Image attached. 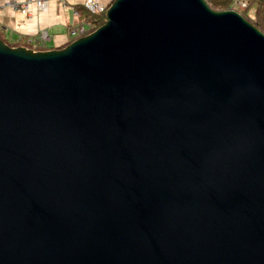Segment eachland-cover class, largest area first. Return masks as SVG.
Returning <instances> with one entry per match:
<instances>
[{
    "label": "water",
    "instance_id": "95a60500",
    "mask_svg": "<svg viewBox=\"0 0 264 264\" xmlns=\"http://www.w3.org/2000/svg\"><path fill=\"white\" fill-rule=\"evenodd\" d=\"M0 264H264V35L114 0L62 49L0 40Z\"/></svg>",
    "mask_w": 264,
    "mask_h": 264
},
{
    "label": "crops",
    "instance_id": "0c3cea01",
    "mask_svg": "<svg viewBox=\"0 0 264 264\" xmlns=\"http://www.w3.org/2000/svg\"><path fill=\"white\" fill-rule=\"evenodd\" d=\"M21 0H0V36L12 47L30 49L28 42L35 40L39 32L45 31L48 39L39 45L37 51L59 49L69 42L68 31L80 24L79 8L82 0H65L64 7L59 0H50L45 11L29 5L27 11H13L1 8L7 3ZM106 5L112 0H99Z\"/></svg>",
    "mask_w": 264,
    "mask_h": 264
},
{
    "label": "trees",
    "instance_id": "16d2710c",
    "mask_svg": "<svg viewBox=\"0 0 264 264\" xmlns=\"http://www.w3.org/2000/svg\"><path fill=\"white\" fill-rule=\"evenodd\" d=\"M113 1L107 3L105 11ZM205 2L210 9L216 12L235 11L264 35V0H205ZM239 3L245 4L239 5ZM78 12L80 23L89 22L93 25L91 32L104 24L105 12L101 15H90L82 6ZM0 40H2L1 37ZM69 43H66L59 49L64 48Z\"/></svg>",
    "mask_w": 264,
    "mask_h": 264
},
{
    "label": "built area",
    "instance_id": "2783aa9c",
    "mask_svg": "<svg viewBox=\"0 0 264 264\" xmlns=\"http://www.w3.org/2000/svg\"><path fill=\"white\" fill-rule=\"evenodd\" d=\"M50 0H21L19 2H11L2 6L1 8H8L13 11H27L29 5H34L38 10L45 11L49 5ZM60 4L64 7L65 0H59ZM81 6L90 15H101L105 12V5H103L99 0H82ZM65 8V7H64ZM93 25L89 22H81L80 24L71 27L68 31L69 42L74 41L78 38L84 37L85 35L91 33ZM48 39L47 33L41 31L37 34L36 39L28 42L31 50L37 51L40 46L45 43Z\"/></svg>",
    "mask_w": 264,
    "mask_h": 264
},
{
    "label": "rangeland",
    "instance_id": "374dc122",
    "mask_svg": "<svg viewBox=\"0 0 264 264\" xmlns=\"http://www.w3.org/2000/svg\"><path fill=\"white\" fill-rule=\"evenodd\" d=\"M241 4H245V3H239V5H241ZM104 5V4H103ZM107 5V4H106ZM105 5V6H106ZM1 37V36H0ZM2 38V37H1ZM2 40L4 41V43H6L7 44V41L6 40H4L3 38H2ZM8 45V44H7ZM10 47H12L11 45H9ZM13 48V47H12Z\"/></svg>",
    "mask_w": 264,
    "mask_h": 264
},
{
    "label": "clouds",
    "instance_id": "9594fccd",
    "mask_svg": "<svg viewBox=\"0 0 264 264\" xmlns=\"http://www.w3.org/2000/svg\"><path fill=\"white\" fill-rule=\"evenodd\" d=\"M72 42V41H71Z\"/></svg>",
    "mask_w": 264,
    "mask_h": 264
}]
</instances>
